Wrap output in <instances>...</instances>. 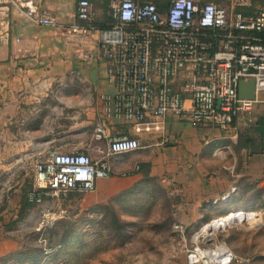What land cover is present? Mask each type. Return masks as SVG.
<instances>
[{
    "label": "crops",
    "instance_id": "0c3cea01",
    "mask_svg": "<svg viewBox=\"0 0 264 264\" xmlns=\"http://www.w3.org/2000/svg\"><path fill=\"white\" fill-rule=\"evenodd\" d=\"M78 1L0 0V257L18 244L10 230L18 226L22 201L34 188L35 165L57 152L94 155L96 145H105L93 141L100 122L111 137L138 139L141 149L111 160L112 170L117 169L122 178L99 181L96 199L84 211L129 188L135 173L146 165L148 175L159 182L170 201L172 230L175 224L184 228L183 236L173 232V247L160 264H188L185 248L191 246L192 235L210 222L241 215L262 219L264 142L239 147L238 124L223 133L213 126L197 129L169 115L160 138L135 136L127 125L102 120L100 96L113 93L114 88L106 80L108 63L97 49L99 35H70L65 29L75 22ZM137 1L154 2L162 10L171 2ZM196 1L229 5L227 0ZM248 1L252 6L264 0ZM28 2L37 14L54 19L59 27L32 23L26 16ZM89 2L96 24L102 11L96 17L97 6ZM122 158L123 163L116 162ZM119 182L123 184L118 190L104 189ZM68 198L63 200L71 202L72 197ZM208 238L212 240L203 245L206 249L221 246L214 235Z\"/></svg>",
    "mask_w": 264,
    "mask_h": 264
},
{
    "label": "built area",
    "instance_id": "2783aa9c",
    "mask_svg": "<svg viewBox=\"0 0 264 264\" xmlns=\"http://www.w3.org/2000/svg\"><path fill=\"white\" fill-rule=\"evenodd\" d=\"M227 1L228 6L171 0L162 10L154 2L111 0L107 30L97 28L90 2L78 1L75 22L65 29L70 35H99L97 49L108 63L106 80L114 88L100 96L102 120L127 125L135 136L163 138L169 115L197 129L213 126L228 133L236 117L264 104L259 98L264 93V12L247 16L236 8H248L251 2ZM25 7L35 25L59 27L37 14L31 2ZM249 81L254 82L253 99L240 98V82ZM93 141L105 144L96 145L94 155L57 152L37 163L28 202L38 205L48 197L93 192L111 176V160L141 149L134 137H111L101 122ZM173 232L183 236L184 228L175 224ZM211 233L201 229L192 235L185 248L188 264H252L223 245L203 247L211 242Z\"/></svg>",
    "mask_w": 264,
    "mask_h": 264
},
{
    "label": "rangeland",
    "instance_id": "374dc122",
    "mask_svg": "<svg viewBox=\"0 0 264 264\" xmlns=\"http://www.w3.org/2000/svg\"><path fill=\"white\" fill-rule=\"evenodd\" d=\"M99 13L100 11L95 7L96 17ZM259 98L260 100H264V93L260 94ZM262 113H264V104L257 105L252 111V114H254L252 118L254 119L255 116ZM181 122L185 125H189L186 121L182 120ZM123 160L125 161V159L122 158L116 162L123 163ZM119 178H122L120 173H118L117 169H113L109 180H117ZM101 182L103 183V181H100V183ZM117 184L119 185L109 183L104 189L107 188V191L113 188L118 190L123 183L119 182ZM121 193L122 192L115 193L107 201L103 198L104 201L102 200V202L104 203L102 205H109L110 207L114 205L116 208H119L115 205L116 201L112 200V198ZM69 194L72 195L69 196ZM69 194L67 196H61L58 198L57 202L48 197L44 198L41 204H33V209H31L24 218L18 221V226L10 230L13 240L18 243L17 246L1 257L25 250L27 247L22 249V246H31L33 242L34 245L46 249L47 242L44 237V230L46 227L52 225V227L61 229L62 223L67 225L68 222L71 224L74 223V228L72 227V230H69L68 233L70 246L76 244V242H79L78 246H83L84 244L92 246L94 242L101 241L103 237L100 236L99 228L85 227L83 226L84 224L79 221L81 216L84 215L91 218L95 217L94 214L84 210L87 208V204L89 205L91 202L95 201L96 191L94 190L88 194L74 192ZM68 197H72L71 202H68L69 200H63ZM168 213V204L158 199L154 203L149 216L140 219L141 228L134 231L131 241L124 246L111 250H103L97 253L92 259L82 256L83 253L79 250L80 257L76 261L73 258L68 260L65 257H60L55 263L50 262L49 264H61L66 260H68V264H71V261H74V264H160L165 254H170V250L176 239V234L173 233L172 227L170 231L166 228L167 230L157 232V230L149 229L148 224H160L164 221L165 217L168 216ZM250 218L248 223L243 222L241 224L228 226L224 230L216 231L214 233V239L220 243V245L228 248L234 255L249 259L252 264H264V225H262L264 224V217L260 219L252 215ZM67 227L69 226L67 225ZM61 231L63 232L64 230L61 229ZM83 234L85 235L84 237H82ZM36 235L39 236L36 238V241H33L32 239L34 236L36 237ZM75 248L76 245H74L73 250H75ZM8 262L11 263L12 259H9Z\"/></svg>",
    "mask_w": 264,
    "mask_h": 264
},
{
    "label": "trees",
    "instance_id": "16d2710c",
    "mask_svg": "<svg viewBox=\"0 0 264 264\" xmlns=\"http://www.w3.org/2000/svg\"><path fill=\"white\" fill-rule=\"evenodd\" d=\"M88 1L93 2L98 10L102 11L101 18L96 22L97 28L107 30L112 22L108 14L110 0ZM259 11L264 12V1H254L250 9H236V12L248 16L255 15ZM262 38L264 39V33L262 34ZM253 115L251 113L249 115L238 116L233 121L234 125L238 124L240 127L239 147H248L249 143L264 142V113L258 114L254 119L252 118ZM120 192H122L120 195L112 198V200L116 201L115 205L119 208H116L114 205L111 207L109 205L95 206L89 209V213L95 215L94 218L84 215L79 220L85 227L99 228L100 236L103 237L101 241L94 242L92 246L89 244L78 246L79 242L70 246L68 233L69 230H72V227L74 228V223L71 224L68 222L69 224L67 223V225L69 227L62 223L61 229L64 230L63 232L58 227H52L51 225L44 230V237L47 242L46 249L34 245L33 242L31 246H22V249L27 247L25 250L1 257L0 264H49L50 262L55 263L60 257H65L68 260L73 258L76 261L80 257L79 250L82 251V256L92 259L97 253L103 250H111L129 243L134 231L141 228L140 219L149 216L154 203L158 199L168 204V207L170 204L159 182L148 175L146 165L141 166L140 170L135 173L130 187ZM28 208H33V204L29 203L27 198H24L22 201V211L18 220L24 218ZM171 224L172 219L168 215L160 224L150 223L148 227L151 230H157V232L167 230L166 228L170 231ZM38 236H34L32 240L36 241ZM84 236L83 234L82 237ZM74 245H76L75 250H73ZM9 259H12L11 263L8 262ZM68 260L58 263L68 264ZM74 263V261H71V264Z\"/></svg>",
    "mask_w": 264,
    "mask_h": 264
},
{
    "label": "bare ground",
    "instance_id": "6f19581e",
    "mask_svg": "<svg viewBox=\"0 0 264 264\" xmlns=\"http://www.w3.org/2000/svg\"><path fill=\"white\" fill-rule=\"evenodd\" d=\"M251 215H241L240 217L237 218V216H233L230 218H221V220H219L218 222H214L213 224L210 225V230L212 231L211 235H214L213 233H215V231L217 230H224L227 226V224H233L235 222H237L238 224H241L243 222L248 223ZM236 217V218H235ZM233 226V225H232ZM206 227L205 229H203V234L208 233Z\"/></svg>",
    "mask_w": 264,
    "mask_h": 264
},
{
    "label": "water",
    "instance_id": "95a60500",
    "mask_svg": "<svg viewBox=\"0 0 264 264\" xmlns=\"http://www.w3.org/2000/svg\"><path fill=\"white\" fill-rule=\"evenodd\" d=\"M238 93H239V97L240 98L253 99V96H254V82L253 81H249L247 83L240 82ZM231 217H233V216H231ZM210 225H211V223L206 225L208 227L207 228L208 233L212 232L210 230ZM262 225H264V224H262ZM208 243H211V242H208Z\"/></svg>",
    "mask_w": 264,
    "mask_h": 264
}]
</instances>
